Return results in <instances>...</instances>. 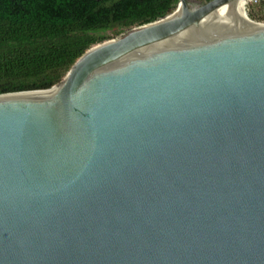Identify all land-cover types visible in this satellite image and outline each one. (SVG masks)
I'll return each mask as SVG.
<instances>
[{
    "label": "water",
    "instance_id": "obj_1",
    "mask_svg": "<svg viewBox=\"0 0 264 264\" xmlns=\"http://www.w3.org/2000/svg\"><path fill=\"white\" fill-rule=\"evenodd\" d=\"M179 0L47 89L0 93V264H264V20Z\"/></svg>",
    "mask_w": 264,
    "mask_h": 264
},
{
    "label": "trees",
    "instance_id": "obj_2",
    "mask_svg": "<svg viewBox=\"0 0 264 264\" xmlns=\"http://www.w3.org/2000/svg\"><path fill=\"white\" fill-rule=\"evenodd\" d=\"M178 1L0 0V93L50 88L87 49L113 38L109 30L118 36L163 18ZM253 1L264 13V0Z\"/></svg>",
    "mask_w": 264,
    "mask_h": 264
},
{
    "label": "rangeland",
    "instance_id": "obj_3",
    "mask_svg": "<svg viewBox=\"0 0 264 264\" xmlns=\"http://www.w3.org/2000/svg\"><path fill=\"white\" fill-rule=\"evenodd\" d=\"M248 5L252 8V10H254L255 12H258L259 14L264 15V13H262V7L259 5V3H256V1L253 0H249L248 1ZM108 34H110L111 36L117 37L116 36V32L114 30H109ZM119 36V35H118Z\"/></svg>",
    "mask_w": 264,
    "mask_h": 264
},
{
    "label": "bare ground",
    "instance_id": "obj_4",
    "mask_svg": "<svg viewBox=\"0 0 264 264\" xmlns=\"http://www.w3.org/2000/svg\"><path fill=\"white\" fill-rule=\"evenodd\" d=\"M249 0H247V2H248Z\"/></svg>",
    "mask_w": 264,
    "mask_h": 264
}]
</instances>
